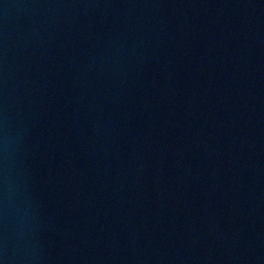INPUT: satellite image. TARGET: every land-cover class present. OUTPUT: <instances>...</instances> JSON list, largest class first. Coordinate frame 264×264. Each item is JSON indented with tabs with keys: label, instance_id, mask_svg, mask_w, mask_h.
I'll return each mask as SVG.
<instances>
[{
	"label": "water",
	"instance_id": "obj_1",
	"mask_svg": "<svg viewBox=\"0 0 264 264\" xmlns=\"http://www.w3.org/2000/svg\"><path fill=\"white\" fill-rule=\"evenodd\" d=\"M0 264H264V0H0Z\"/></svg>",
	"mask_w": 264,
	"mask_h": 264
}]
</instances>
